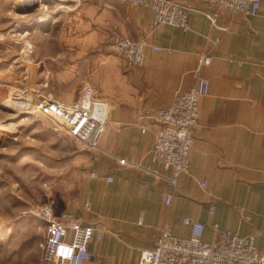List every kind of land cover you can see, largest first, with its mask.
<instances>
[{
    "label": "crops",
    "instance_id": "crops-1",
    "mask_svg": "<svg viewBox=\"0 0 264 264\" xmlns=\"http://www.w3.org/2000/svg\"><path fill=\"white\" fill-rule=\"evenodd\" d=\"M186 1L190 30L151 28L147 5L90 0L61 12L36 37L33 91H53L69 103L91 83L113 123L98 136L79 193L61 210L83 214L102 230V238L96 232L89 243L86 264H139L141 251L154 247L166 223L178 236L191 235L186 216L206 225V241L216 239L217 223L254 234L264 251V0L257 15L232 13L208 0ZM215 11L216 25L206 15ZM119 35L147 37L162 49L148 47L144 63L130 67L113 47ZM204 50L213 54L202 69L209 94L200 99L202 126L195 129L189 172L174 191L172 169L151 158L160 122L150 113L191 87Z\"/></svg>",
    "mask_w": 264,
    "mask_h": 264
},
{
    "label": "built area",
    "instance_id": "built-area-1",
    "mask_svg": "<svg viewBox=\"0 0 264 264\" xmlns=\"http://www.w3.org/2000/svg\"><path fill=\"white\" fill-rule=\"evenodd\" d=\"M132 5H147L153 11L150 27L155 29L161 24H170L190 30L189 5L186 0H128ZM218 8L228 9L232 13L257 15L262 0H208ZM216 25L218 12H206ZM216 43L220 41L217 38ZM113 47L125 58L128 66L142 65L146 49H162L152 44L147 37L132 38L119 35L113 41ZM213 60L209 50L200 53L199 63L193 69L194 83L187 90L178 92L173 101L151 112L159 122L160 128L151 150L154 162H160L172 169L168 180L175 191L181 175L190 169V151L195 143V129L201 128L200 99L209 94L210 81L202 69ZM33 109L50 118L56 128L65 131L78 141L90 147H98V136L113 128L108 119L104 101L96 95L95 88L87 83L78 97L72 102L60 101L52 91H35ZM126 163L125 158L120 159ZM137 166L141 164L136 163ZM108 179L112 181L113 175ZM207 181L202 182L206 187ZM174 191L166 195L170 204ZM92 202L85 201L84 208L90 210ZM215 206H212V212ZM45 220L47 234L43 244L44 258L49 264H86L92 257L89 243L97 232L102 238V230L94 222H88L83 214L68 210L57 212L54 203H46L38 213ZM245 219H249L245 216ZM184 223L191 226V235L178 236L173 233L170 223H166L155 241L153 248L141 251L139 264H264V251L260 249L255 235L221 228L215 223L217 233L214 241H206V225L189 216Z\"/></svg>",
    "mask_w": 264,
    "mask_h": 264
},
{
    "label": "rangeland",
    "instance_id": "rangeland-1",
    "mask_svg": "<svg viewBox=\"0 0 264 264\" xmlns=\"http://www.w3.org/2000/svg\"><path fill=\"white\" fill-rule=\"evenodd\" d=\"M89 2L43 0L29 7L28 0H0V264H49L46 223L37 213L46 203L64 209L90 170L95 148L33 109L30 79L36 37L64 10ZM48 14L47 24L23 25Z\"/></svg>",
    "mask_w": 264,
    "mask_h": 264
},
{
    "label": "bare ground",
    "instance_id": "bare-ground-1",
    "mask_svg": "<svg viewBox=\"0 0 264 264\" xmlns=\"http://www.w3.org/2000/svg\"><path fill=\"white\" fill-rule=\"evenodd\" d=\"M28 1H29V5H28L29 7H31V5L35 6V5L43 3V0H28ZM51 18H52L51 14H48L47 16L46 15H39V16L35 17V19H33V20L23 24V25H25V27H27V26L33 25L34 23H39V22H43V21H44V23H47L48 21L51 20Z\"/></svg>",
    "mask_w": 264,
    "mask_h": 264
}]
</instances>
